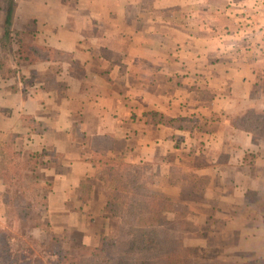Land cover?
<instances>
[{
  "label": "crops",
  "instance_id": "0c3cea01",
  "mask_svg": "<svg viewBox=\"0 0 264 264\" xmlns=\"http://www.w3.org/2000/svg\"><path fill=\"white\" fill-rule=\"evenodd\" d=\"M8 9L0 233H13L2 172L15 155L45 211L15 220L10 253L49 264L51 243L92 251L131 226L181 240L189 264H264V0H14L7 27ZM117 182L167 209L124 222L106 210Z\"/></svg>",
  "mask_w": 264,
  "mask_h": 264
},
{
  "label": "trees",
  "instance_id": "16d2710c",
  "mask_svg": "<svg viewBox=\"0 0 264 264\" xmlns=\"http://www.w3.org/2000/svg\"><path fill=\"white\" fill-rule=\"evenodd\" d=\"M14 0H9L8 16L6 19V26L11 24L12 10ZM10 32L6 30L4 38L6 42H9ZM154 118L160 120L159 123L171 126L175 125L176 121L172 119H166L161 115L154 114ZM180 124V123H179ZM182 125V126H181ZM180 127L187 130H194V126L183 125ZM13 158H11V161ZM31 171L35 170V167L30 168ZM4 184L9 188L16 184V177L19 185L23 183V176L13 172H2ZM38 183H33V187H38ZM83 186V185H82ZM126 188V187H125ZM120 182H117L114 191H110L112 196L109 197L106 210L115 215L120 216L127 222L131 215H137L141 213H159L167 209L166 200L160 197H153L141 191V189L134 185L128 190V193L121 192L125 189ZM26 193L25 191L23 192ZM23 193H20L21 195ZM40 194H35L34 197ZM43 200L44 198L41 197ZM15 209H18L16 205H13ZM29 212L22 211V215L26 219V227L39 225L40 218L38 215H32L28 217ZM8 233H0V258L4 261L11 260L14 264H41L38 257L35 260H31L34 255L32 251L30 254L23 253L19 249H13L12 253L9 252L7 242ZM78 244V243H77ZM57 245V241L51 243L44 249L53 254L54 250L60 245ZM77 251L75 257H71L79 264H189L193 250L184 246L183 242L178 239H162L156 228L150 227H128L125 235L119 239L103 237L97 243L94 244L93 250L86 249L85 247L72 245ZM43 249V250H44ZM31 260V261H29Z\"/></svg>",
  "mask_w": 264,
  "mask_h": 264
},
{
  "label": "rangeland",
  "instance_id": "374dc122",
  "mask_svg": "<svg viewBox=\"0 0 264 264\" xmlns=\"http://www.w3.org/2000/svg\"><path fill=\"white\" fill-rule=\"evenodd\" d=\"M13 151V150H12ZM10 151V152H12ZM14 152V151H13ZM9 153V152H8ZM18 153V152H17ZM15 162L13 163L15 166V168H13V166H11L9 169L11 172L15 171V174L18 173V174H21V171L22 169L26 170V168H29L30 167V164H27L25 160L22 159L21 155H15ZM16 166H19V167H16ZM8 168H4V172H9L7 171ZM16 181V184L15 185H12L8 188V192H6L4 194V203H5V207H4V214L5 216L8 218V221H9V228L12 226L13 229V233H10V230H7L8 233H10L11 235L14 234V231L15 230H18V226L20 224V216L22 214V211H25V212H29L30 215H38L40 216L39 214L44 213V200L41 199L42 196H44L43 193H41V191L39 190L38 191H34V189L32 188L33 187V183H34V179L32 176H28L26 178L23 179V183L22 185H19L18 184V181H17V177L15 179ZM35 189H37V187H35ZM26 192L25 194L23 192ZM20 193H23L22 195ZM40 194L36 197H34L35 194ZM126 193V192H124ZM128 193V192H127ZM13 205H17L18 209H15L13 207ZM38 211H41V212H38ZM42 216V214H41ZM132 217V215L130 216ZM17 219V222H19L17 228L15 226V229H14V225H15V220ZM25 222L26 221H23V223L21 222V225L24 226L25 225ZM23 230L25 231V227L23 228ZM1 231V230H0ZM127 232V230L125 229L124 231V235L125 233ZM122 234V235H123ZM16 238H18V236L16 234H14ZM13 235V236H14ZM122 237V236H121ZM29 243H27L26 245H23L22 246V249L26 250L28 248L31 249V246L28 245ZM19 245H21V243H19ZM60 245V244H59ZM74 246H77L78 244L77 243H74L73 244ZM58 246V243L57 245ZM62 246V248H56L54 250V253H56L57 255H59V257H56V258H51L53 260H49L48 263L49 264H52V263H56V262H60L62 264H79L78 262L74 261L73 258L71 257H75V255H77L78 251L72 246H68V245H60V247ZM63 251L66 252L67 256H65V258H63Z\"/></svg>",
  "mask_w": 264,
  "mask_h": 264
}]
</instances>
